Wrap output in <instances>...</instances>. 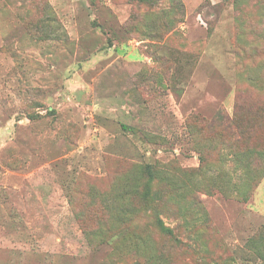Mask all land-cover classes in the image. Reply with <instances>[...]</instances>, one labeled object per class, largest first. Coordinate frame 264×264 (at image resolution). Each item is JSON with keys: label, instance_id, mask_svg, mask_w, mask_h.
<instances>
[{"label": "rangeland", "instance_id": "obj_1", "mask_svg": "<svg viewBox=\"0 0 264 264\" xmlns=\"http://www.w3.org/2000/svg\"><path fill=\"white\" fill-rule=\"evenodd\" d=\"M238 101L264 0H0V264H264L263 157L208 127Z\"/></svg>", "mask_w": 264, "mask_h": 264}, {"label": "trees", "instance_id": "obj_2", "mask_svg": "<svg viewBox=\"0 0 264 264\" xmlns=\"http://www.w3.org/2000/svg\"><path fill=\"white\" fill-rule=\"evenodd\" d=\"M244 106L245 103L238 101L233 115H230L229 113L220 110L217 113V115L214 118H212V120L208 123V127L212 129L217 128L223 131L224 133L228 134L233 139L234 144H239V142L246 143L245 151L239 153V156H237L235 162L242 164L244 172L246 174H249L251 167L250 155L252 153H255L254 150H257L258 151L257 153L261 157H263L261 160H264V143L261 142L260 144H256L254 146H250L248 144L252 136L251 130L253 127H255L254 123L259 119V117L262 119V117L264 116V106H261L260 108L258 107L255 111H253V109L250 108L249 111L245 113L244 110H242ZM247 114H249V116H247ZM262 140L264 141V138H262ZM152 167L153 166H151V164H148L146 166V169H148V172L150 173L151 177L157 176L155 173L158 172L155 170L153 171ZM259 182L260 180L256 182V185H258ZM152 193L153 192L151 187L146 186V188L139 195L145 200H150V199L152 200ZM243 195L245 198H247L248 195L247 190L243 191ZM164 229L167 232L171 231V229L166 227H164ZM263 242H264V235L259 233L258 235L252 238L250 246L252 249H254L256 252L260 254L261 253L260 244H262Z\"/></svg>", "mask_w": 264, "mask_h": 264}]
</instances>
